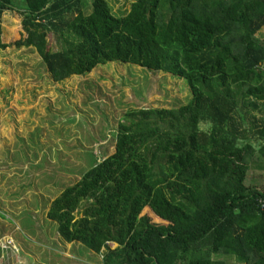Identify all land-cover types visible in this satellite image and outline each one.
<instances>
[{
  "label": "trees",
  "instance_id": "1",
  "mask_svg": "<svg viewBox=\"0 0 264 264\" xmlns=\"http://www.w3.org/2000/svg\"><path fill=\"white\" fill-rule=\"evenodd\" d=\"M91 6L0 0V49L32 46L56 83L113 61L171 73L193 99L126 111L115 152L52 201L48 219L100 264H264V176L245 184L248 162L264 161V0H134L124 16L107 0ZM8 9L27 33L10 44Z\"/></svg>",
  "mask_w": 264,
  "mask_h": 264
},
{
  "label": "rangeland",
  "instance_id": "2",
  "mask_svg": "<svg viewBox=\"0 0 264 264\" xmlns=\"http://www.w3.org/2000/svg\"><path fill=\"white\" fill-rule=\"evenodd\" d=\"M93 1L87 0V11ZM107 1L116 16L134 2ZM22 19L17 9L4 11L5 43L27 36ZM256 35L264 38V26ZM47 41L52 50L60 47L53 32ZM192 99L190 85L171 73L113 61L56 83L32 46L0 49V264H100L102 255L61 238L48 219L51 202L115 152L126 111L174 109ZM248 165L245 184L260 188L263 159L255 155ZM87 205L82 202L77 218Z\"/></svg>",
  "mask_w": 264,
  "mask_h": 264
},
{
  "label": "built area",
  "instance_id": "3",
  "mask_svg": "<svg viewBox=\"0 0 264 264\" xmlns=\"http://www.w3.org/2000/svg\"><path fill=\"white\" fill-rule=\"evenodd\" d=\"M259 204H260V208H261L262 210H264V202H263L262 200H260V201H259Z\"/></svg>",
  "mask_w": 264,
  "mask_h": 264
},
{
  "label": "crops",
  "instance_id": "4",
  "mask_svg": "<svg viewBox=\"0 0 264 264\" xmlns=\"http://www.w3.org/2000/svg\"><path fill=\"white\" fill-rule=\"evenodd\" d=\"M52 203V202H51ZM70 244V243H69ZM72 244V243H71ZM229 262H230V260H229ZM230 264V263H229Z\"/></svg>",
  "mask_w": 264,
  "mask_h": 264
}]
</instances>
